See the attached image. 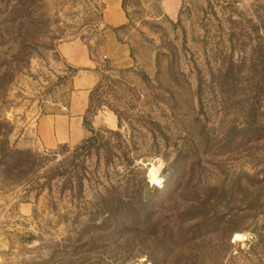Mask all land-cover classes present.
Instances as JSON below:
<instances>
[{
    "label": "rangeland",
    "instance_id": "rangeland-1",
    "mask_svg": "<svg viewBox=\"0 0 264 264\" xmlns=\"http://www.w3.org/2000/svg\"><path fill=\"white\" fill-rule=\"evenodd\" d=\"M121 6L127 22L107 29L99 0H0V264H264V0ZM110 33L137 49L131 66L106 58ZM81 44L118 82L93 103L95 130L112 116L120 137L33 148L39 119L68 111ZM138 181V219L96 215L100 195ZM193 233L229 244L181 238Z\"/></svg>",
    "mask_w": 264,
    "mask_h": 264
},
{
    "label": "crops",
    "instance_id": "crops-1",
    "mask_svg": "<svg viewBox=\"0 0 264 264\" xmlns=\"http://www.w3.org/2000/svg\"><path fill=\"white\" fill-rule=\"evenodd\" d=\"M101 5V24L109 28H118L127 22L125 13L122 10V0H99ZM105 43L106 58L111 62L124 66H131L129 58V44L117 40L114 34H107ZM110 47L113 50H110ZM128 48L126 54L119 56L116 52ZM105 57V56H104ZM68 65L75 71L67 82L69 92L66 114L43 115L38 122L37 136L30 137L29 146L38 150H54L59 144L74 145L83 140L87 131L80 128L88 105L89 92L96 85L100 78L99 64L92 58L89 60L87 48L82 44L76 49H70L66 54ZM122 66V67H123ZM99 111L91 118L90 126L96 129L101 119ZM113 117L109 119L108 129L114 127ZM57 125V128H56Z\"/></svg>",
    "mask_w": 264,
    "mask_h": 264
},
{
    "label": "trees",
    "instance_id": "trees-1",
    "mask_svg": "<svg viewBox=\"0 0 264 264\" xmlns=\"http://www.w3.org/2000/svg\"><path fill=\"white\" fill-rule=\"evenodd\" d=\"M136 54H137V49L134 47H131L129 49V55L133 60L135 59ZM89 60H91L90 55H89ZM142 76L146 78L145 75H142ZM105 82H108L111 85L110 86L111 88L114 87L113 86L114 84L115 85L116 83L118 84V82L115 79H112L109 76L101 75L96 85L89 92L88 105H87L85 115L83 117V123H82V125L85 127V130L87 131V135L83 140L80 141L81 143L77 147L79 149L90 148L91 145H93L99 138H101L104 133L108 135L120 137L117 131L108 129L103 132L100 130H95L91 128L90 126V121H89L90 118H92L96 114V112L100 109V107H102V105L99 104V101H97L95 105H93V103L96 98L99 99L101 95L103 94L101 89H102L103 83ZM110 90L112 89H109V91ZM106 108L115 115L116 120H117V125H120L122 113L119 110V108L113 107L107 104H106ZM247 117H248L247 127L248 128L255 127L256 126L255 111H253L252 109H249V113L247 114ZM16 162H17V166H19L20 159L17 158ZM141 171L142 170L140 169V167L133 166L132 169L130 170V173L131 175H133L134 173H144V171L142 172ZM147 190H149L148 183L145 181H138L136 182L133 188V191L131 193H125V192L118 193L114 189V191L112 192H109L105 195H100L97 198L96 215H98V217H101L102 219H105V220H109V219L122 220L123 218H129V217H131V219L129 220L138 219L139 215L137 214V211H135L134 213H131L130 209H128L126 206L129 204L135 203L137 206L143 208L146 202L144 192ZM154 190H156V188H154ZM181 238L184 240V242L188 244H194V243L203 244L205 241L207 245L213 244L215 247L219 245L223 246V243L229 244V236L224 238L223 240V237L220 238L219 236H216V237L199 236L193 233L189 237H181ZM216 254L219 255L220 252H217ZM216 260L219 261L220 257L217 256Z\"/></svg>",
    "mask_w": 264,
    "mask_h": 264
},
{
    "label": "bare ground",
    "instance_id": "bare-ground-1",
    "mask_svg": "<svg viewBox=\"0 0 264 264\" xmlns=\"http://www.w3.org/2000/svg\"><path fill=\"white\" fill-rule=\"evenodd\" d=\"M238 236V235H237Z\"/></svg>",
    "mask_w": 264,
    "mask_h": 264
}]
</instances>
